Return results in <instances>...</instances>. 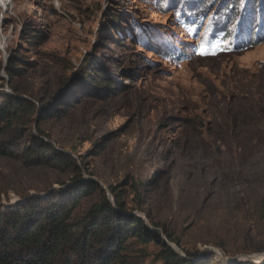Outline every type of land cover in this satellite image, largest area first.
Segmentation results:
<instances>
[{
  "label": "rangeland",
  "instance_id": "rangeland-1",
  "mask_svg": "<svg viewBox=\"0 0 264 264\" xmlns=\"http://www.w3.org/2000/svg\"><path fill=\"white\" fill-rule=\"evenodd\" d=\"M1 1L0 92L55 105L36 122L82 180L110 201L109 187L123 189L126 210L193 264L206 251L219 264L264 262V0ZM10 60L21 69L11 86ZM88 67L117 95L88 97ZM75 178L0 156V207L54 198ZM158 253L130 240L121 261L161 264Z\"/></svg>",
  "mask_w": 264,
  "mask_h": 264
},
{
  "label": "trees",
  "instance_id": "trees-1",
  "mask_svg": "<svg viewBox=\"0 0 264 264\" xmlns=\"http://www.w3.org/2000/svg\"><path fill=\"white\" fill-rule=\"evenodd\" d=\"M119 21L118 15L112 16L113 30ZM12 61L5 69L9 86L14 73L21 70L15 62L11 64ZM88 68V76H93L91 89L97 90V93L89 91L88 97L107 100L117 95V84L101 67ZM11 89L13 93L0 92V156L20 158L27 167L72 171L76 173L73 180H78V184L54 198L31 197L6 211L0 207V264H130L121 261L130 240L159 247L157 258L161 264H193L191 260L180 258L168 245L179 246L166 230H162L163 240L156 230L158 224L151 221L153 229L148 228L140 217L126 210L123 189L109 187L110 201L101 186L82 180L83 168L78 167L76 160L45 140L48 136L39 128L36 117L40 114L45 120L42 115L46 116L50 110L53 113L55 105L51 106L53 109H41L29 98L17 94L14 87ZM33 126L36 135L29 132ZM24 138H27L26 146L19 155L13 148ZM92 196L97 201L77 217L75 213ZM194 256L196 254L190 257ZM204 256L203 264L220 263L213 252L206 251Z\"/></svg>",
  "mask_w": 264,
  "mask_h": 264
},
{
  "label": "bare ground",
  "instance_id": "bare-ground-1",
  "mask_svg": "<svg viewBox=\"0 0 264 264\" xmlns=\"http://www.w3.org/2000/svg\"><path fill=\"white\" fill-rule=\"evenodd\" d=\"M7 2H8V0H2L1 4L4 5L5 7H7V5H8ZM261 260H263V258L260 259V262H261Z\"/></svg>",
  "mask_w": 264,
  "mask_h": 264
},
{
  "label": "water",
  "instance_id": "water-1",
  "mask_svg": "<svg viewBox=\"0 0 264 264\" xmlns=\"http://www.w3.org/2000/svg\"><path fill=\"white\" fill-rule=\"evenodd\" d=\"M111 201H112V199H111ZM177 250V249H176Z\"/></svg>",
  "mask_w": 264,
  "mask_h": 264
}]
</instances>
